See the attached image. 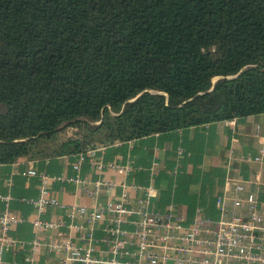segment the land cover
I'll return each mask as SVG.
<instances>
[{
    "label": "trees",
    "instance_id": "obj_1",
    "mask_svg": "<svg viewBox=\"0 0 264 264\" xmlns=\"http://www.w3.org/2000/svg\"><path fill=\"white\" fill-rule=\"evenodd\" d=\"M264 112V0H0V164Z\"/></svg>",
    "mask_w": 264,
    "mask_h": 264
},
{
    "label": "crops",
    "instance_id": "obj_2",
    "mask_svg": "<svg viewBox=\"0 0 264 264\" xmlns=\"http://www.w3.org/2000/svg\"><path fill=\"white\" fill-rule=\"evenodd\" d=\"M96 149L81 163L79 176L115 182V195L125 193L130 209L136 207L138 199L145 197L144 188L152 186L156 194L149 197L148 210L163 213L171 207L183 218L185 227L195 218L206 217L209 218L207 226L214 230L221 217L215 203L217 195L224 196L226 200L225 217L248 212L251 208L245 197L249 193L256 197V209L264 215V112L153 133ZM76 159L75 154H70L44 161L20 160L0 164V193L11 195L12 214L23 217L9 231L21 246L1 252L5 264H31L25 259L27 256L35 264L65 261V253H54L50 244L72 234H68L66 227L61 228L59 235L44 226L38 230L32 220H64L68 204L91 201L74 182L65 180L74 175ZM100 159L128 164L130 169L127 174L111 168L98 172L96 163ZM29 165L50 176L62 177V180L48 182L47 196L66 205L43 204L42 210L37 211L32 201L39 196V179L20 174ZM9 176L13 180L12 186L5 184ZM237 184L243 187L239 194L235 192ZM237 195L240 203L235 205ZM96 199L97 203L105 205L110 199L107 189L104 188ZM130 217H135L133 212H130ZM104 223L100 222L95 230L97 236L102 234ZM211 235L204 230L199 233L201 238ZM34 239L39 244L30 249ZM73 262L66 261L67 264Z\"/></svg>",
    "mask_w": 264,
    "mask_h": 264
},
{
    "label": "built area",
    "instance_id": "obj_3",
    "mask_svg": "<svg viewBox=\"0 0 264 264\" xmlns=\"http://www.w3.org/2000/svg\"><path fill=\"white\" fill-rule=\"evenodd\" d=\"M95 150L76 153L74 175L65 178L74 182L91 201L68 204L64 220H32L38 230L44 226L59 235L62 233L61 228L66 227L68 234H72L50 244L54 253H65V261L60 264H67V260L74 261V264H264V215L257 211V199L253 194L249 193L245 197L251 208L248 212L244 215L232 213L228 217L224 216L227 211L226 200L224 196L217 195L215 203L221 217L214 230L207 226L209 218L206 217L195 218L185 227L183 218L171 207L163 213L148 210L149 197L156 194L152 186L144 188L145 197L138 199L136 207L130 209L125 193L115 195V182L99 178L82 179L78 174L81 163ZM104 168L127 174L130 166L100 159L96 163V170L99 172ZM20 174L39 179V196L32 201L38 212L42 210L43 204L66 205L47 196L48 182L62 180L61 176H50L33 165L20 171ZM5 184L13 185L11 176L6 178ZM104 188L109 192L110 199L101 205L96 198ZM242 190L241 185L235 186L236 194ZM11 199L9 193H0V254L21 246V242L9 234L12 226L23 219L12 214ZM239 203L237 195L234 204ZM130 212L135 217H130ZM100 222L105 223L101 226L102 234L97 236L95 230ZM202 230L212 235L201 238L199 233ZM38 244V240L34 239L29 247L33 249ZM25 259L35 264L30 256ZM0 264H5L1 256Z\"/></svg>",
    "mask_w": 264,
    "mask_h": 264
}]
</instances>
